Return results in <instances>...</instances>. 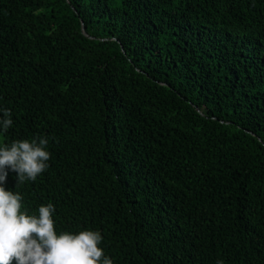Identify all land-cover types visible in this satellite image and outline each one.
I'll list each match as a JSON object with an SVG mask.
<instances>
[{"label":"trees","instance_id":"16d2710c","mask_svg":"<svg viewBox=\"0 0 264 264\" xmlns=\"http://www.w3.org/2000/svg\"><path fill=\"white\" fill-rule=\"evenodd\" d=\"M0 107V142L49 141L6 187L58 231L114 264H264V0H0Z\"/></svg>","mask_w":264,"mask_h":264},{"label":"clouds","instance_id":"9594fccd","mask_svg":"<svg viewBox=\"0 0 264 264\" xmlns=\"http://www.w3.org/2000/svg\"><path fill=\"white\" fill-rule=\"evenodd\" d=\"M13 123L11 109L0 107V136ZM48 143L47 137L0 142V264H114L100 246L101 231H58L52 202L30 211L23 194L6 187L10 171L19 185L35 181L50 167Z\"/></svg>","mask_w":264,"mask_h":264},{"label":"water","instance_id":"95a60500","mask_svg":"<svg viewBox=\"0 0 264 264\" xmlns=\"http://www.w3.org/2000/svg\"><path fill=\"white\" fill-rule=\"evenodd\" d=\"M82 33H83L84 35H86V34H85V31H84V27H82Z\"/></svg>","mask_w":264,"mask_h":264}]
</instances>
